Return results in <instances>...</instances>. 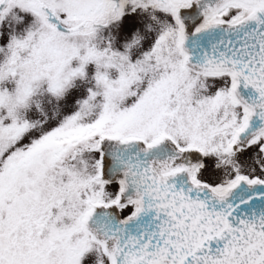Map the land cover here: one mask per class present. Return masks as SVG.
Masks as SVG:
<instances>
[{
	"label": "snow or ice",
	"instance_id": "1",
	"mask_svg": "<svg viewBox=\"0 0 264 264\" xmlns=\"http://www.w3.org/2000/svg\"><path fill=\"white\" fill-rule=\"evenodd\" d=\"M0 264H264V0H0Z\"/></svg>",
	"mask_w": 264,
	"mask_h": 264
}]
</instances>
